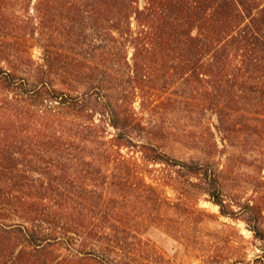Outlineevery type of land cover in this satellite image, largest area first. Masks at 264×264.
<instances>
[{
  "label": "trees",
  "instance_id": "1",
  "mask_svg": "<svg viewBox=\"0 0 264 264\" xmlns=\"http://www.w3.org/2000/svg\"><path fill=\"white\" fill-rule=\"evenodd\" d=\"M186 105L216 118L202 161L163 149ZM247 145L257 190L226 201ZM263 145L264 0H0V264L162 262L146 178L241 219L259 252L227 264H264Z\"/></svg>",
  "mask_w": 264,
  "mask_h": 264
},
{
  "label": "rangeland",
  "instance_id": "2",
  "mask_svg": "<svg viewBox=\"0 0 264 264\" xmlns=\"http://www.w3.org/2000/svg\"><path fill=\"white\" fill-rule=\"evenodd\" d=\"M39 54L38 49L33 50L34 57ZM182 108L171 111L172 115L167 117L175 128V134L165 139L167 141L163 149L181 160L202 161L207 158L204 150L208 148L205 140L210 138L208 127L216 122V118L209 113L197 114L189 105ZM253 137L256 138L255 135ZM215 139L221 149L217 134ZM247 146L249 150L242 149L243 153L238 151L237 156H232L230 160V167L224 177L226 201L230 200L231 195L233 200L243 204L257 190L254 183L258 170L255 168L254 158L258 156L260 149L253 147L250 150L249 145ZM123 151L136 156L125 149ZM212 152L215 159L222 156V163L229 155L225 151ZM261 152L264 153V148ZM146 180L156 186L161 198L174 204L173 208L163 207L157 215L143 223L144 239L163 255V261L158 262L159 264H227L243 259L251 260L259 252L260 243L255 240L246 224L241 219L221 215L218 206L203 192L184 183L188 197H180L179 189H173L159 179Z\"/></svg>",
  "mask_w": 264,
  "mask_h": 264
}]
</instances>
